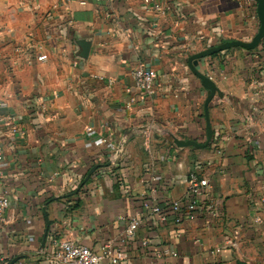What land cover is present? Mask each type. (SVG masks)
Returning a JSON list of instances; mask_svg holds the SVG:
<instances>
[{
	"label": "crops",
	"instance_id": "1",
	"mask_svg": "<svg viewBox=\"0 0 264 264\" xmlns=\"http://www.w3.org/2000/svg\"><path fill=\"white\" fill-rule=\"evenodd\" d=\"M156 3L161 11L143 0H0V114L22 128L0 125V195L10 198L0 264H59L56 243L68 239L129 254L102 264H264V38L191 60L251 43L258 1ZM140 65L158 72L159 85L128 106ZM201 75L216 87L211 139ZM108 135L124 142L114 161ZM190 173L209 181L195 216L163 221L152 207L188 202ZM133 218L141 222L128 237Z\"/></svg>",
	"mask_w": 264,
	"mask_h": 264
},
{
	"label": "built area",
	"instance_id": "2",
	"mask_svg": "<svg viewBox=\"0 0 264 264\" xmlns=\"http://www.w3.org/2000/svg\"><path fill=\"white\" fill-rule=\"evenodd\" d=\"M147 5L153 3L156 9L161 11L163 7L156 3V0H143ZM82 5L85 4L84 1L80 2ZM37 59L39 61H45L48 59L47 54H40ZM212 79V76H209ZM101 81H106L108 86H113L115 80L110 77L97 76ZM133 80L134 87H128L126 92L128 93V106H133L138 101H145L148 98H151L155 95L156 88L159 85V74L152 68L145 65L138 66L133 71ZM2 107V104H0ZM16 116L11 113L0 114V125L8 124L10 127L11 133L19 134L22 132V128L15 123ZM88 131H93L92 126L87 127ZM101 141L108 145L109 150H111V161L118 159L122 150L120 151V144L115 141L111 135L101 138ZM143 148L145 150L151 149V132L146 131L143 133L142 140ZM3 159V154L0 147V160ZM60 172H56L55 175H59ZM156 178L152 177V181H155ZM209 187V181L203 177H200L197 173H190L187 180V191L186 193L191 197L188 202L182 203L180 200H176L170 206L171 210L166 212L163 211L161 206L155 205L152 207V211L160 215V218L163 221H174L181 222L185 218H192L197 212V199L195 195L202 188ZM261 208L264 210V196L261 198ZM10 206V198L5 195H0V220L3 218V215L7 208ZM212 212L211 210H209ZM140 218H133L129 223V226L126 229V236H132L138 226L140 225ZM173 256H177L178 253L172 249H167ZM129 254L125 250H117L113 248L112 244L107 243L102 246L100 251H95L90 247L76 241L73 239L61 240L56 243V253L55 258L59 264H102L106 260H110L113 263H117L120 260L127 259ZM251 264V263H248Z\"/></svg>",
	"mask_w": 264,
	"mask_h": 264
},
{
	"label": "water",
	"instance_id": "3",
	"mask_svg": "<svg viewBox=\"0 0 264 264\" xmlns=\"http://www.w3.org/2000/svg\"><path fill=\"white\" fill-rule=\"evenodd\" d=\"M257 1H258L259 9H260V12H261V25H260L259 31L255 35V37L253 38V41L251 43L243 42L241 40H234V41H231V42H226V43H224L222 45L210 48V49H208V50H206L204 52H201V53L193 56V58H191V60H193L194 58H202V57H205V56H209V55H212L215 52L226 50V49H229V48H232V47H235V46H242V47H245V48H251V47H254L257 44H259L261 42V40L264 38V0H257ZM80 45L84 49L83 56L86 57L88 55V52H89V45L87 43L83 42V41L80 42ZM201 77L203 78L204 82L209 83L210 89H211V93H210V95H209V97H208V99L206 101V106H205L207 124H208V128H209V131H210V139H211L212 129H211L210 121H209V108H208V105H209L210 101L212 100V98L215 95L216 87L212 83L211 78L206 77L204 75H201ZM123 143H120V146H119L120 151L123 148ZM189 143L192 144V145L203 146L201 144H196L195 141H190ZM94 169L95 168H92L89 171V173L87 175V178L85 180H87L89 178V176L92 174Z\"/></svg>",
	"mask_w": 264,
	"mask_h": 264
},
{
	"label": "trees",
	"instance_id": "4",
	"mask_svg": "<svg viewBox=\"0 0 264 264\" xmlns=\"http://www.w3.org/2000/svg\"><path fill=\"white\" fill-rule=\"evenodd\" d=\"M218 53H215V54H213L212 56H215V55H217ZM76 206H77V204H76Z\"/></svg>",
	"mask_w": 264,
	"mask_h": 264
}]
</instances>
